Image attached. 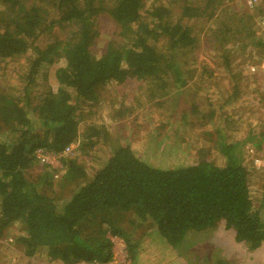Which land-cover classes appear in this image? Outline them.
Masks as SVG:
<instances>
[{
    "label": "trees",
    "instance_id": "trees-1",
    "mask_svg": "<svg viewBox=\"0 0 264 264\" xmlns=\"http://www.w3.org/2000/svg\"><path fill=\"white\" fill-rule=\"evenodd\" d=\"M164 1L0 0V61L26 56L25 96L0 93V239L18 223L21 230L11 235L25 258L63 264L106 262L112 248L109 237H116L128 244L134 264H139V242L130 240L123 227L128 217L138 226L154 228L159 245L172 253L182 249L189 234L219 227L235 231V241L249 251L264 244V172L244 166L242 144L226 143L223 135L217 139L216 148L226 158L223 167L208 161L209 146L200 150L196 164L159 167L144 156L146 150L138 151L132 144L140 125H130L127 135L119 137L104 125L86 123V107L92 114L100 91L126 80L147 85L139 88L148 102L171 110L157 117L144 113L147 124L142 131L150 141L155 134L169 138L161 131L168 126L165 122L191 123L193 114L201 115L204 99L211 102L207 92L212 74L206 68L196 78L194 61L180 64L177 55L189 56L197 46L195 21L212 20L233 0ZM101 14L112 20L124 42H110L97 55L93 48ZM221 24L220 36L213 33L215 40L210 41L223 46L218 52L222 68L230 74L235 59L229 47L234 42L231 26L245 31L262 51L264 39L255 38L251 19L244 14L234 12ZM44 33L48 38L41 39ZM160 41L164 51L157 45ZM53 65V86L31 106V89L48 78ZM132 110L129 117H138ZM209 115L202 116L205 122L221 116L214 111ZM125 117L116 112L119 121ZM101 145L104 153L98 151ZM163 146L155 160L164 158ZM67 148L71 155L64 154ZM37 150L58 156L61 170L42 162ZM42 169L52 171L41 175ZM32 171L40 172L38 183ZM259 177L263 195L258 206L251 183ZM41 182L50 193L40 189ZM52 187L67 188L70 194L53 197ZM214 264L233 263L222 259Z\"/></svg>",
    "mask_w": 264,
    "mask_h": 264
},
{
    "label": "rangeland",
    "instance_id": "rangeland-1",
    "mask_svg": "<svg viewBox=\"0 0 264 264\" xmlns=\"http://www.w3.org/2000/svg\"><path fill=\"white\" fill-rule=\"evenodd\" d=\"M200 2H204V0H200ZM222 9L217 11L212 20H206L203 24L195 21L193 34L199 40L197 46L189 56L177 55V62L180 64L194 61L192 69L195 71L196 78L206 68L212 74V78L209 81L211 86L207 92L211 102L209 103L204 99L199 108L201 115L193 114L190 120L191 123L189 122L190 125L189 123L180 124L176 119L165 122L168 123V126L162 128L161 131L168 134L169 138L155 134L152 136L153 144L149 146V142H152L150 141L151 138L142 131L147 124L144 113H147L148 116L157 117L160 114L170 113L171 110L160 109L161 106L157 108L154 104L155 102L151 105L139 88L142 82L135 79L126 80L123 83L110 84L107 85L106 90L102 89L97 100L93 103L95 105L91 109L92 114L89 113V109L86 107L87 110L84 113L88 120L86 123L88 125L91 123L104 125L110 133L119 137L127 135L130 125H140L135 129L138 133L135 138L136 142L132 144L138 151L146 150L144 156L147 159L153 158L154 165L169 168L179 164L193 165L198 163L200 150L206 146H209V156H206L208 161L223 167L226 164V158L216 148L218 147L217 139L221 141L219 137L223 135L226 143L237 142L242 144V161L244 166L248 167L249 164L244 159L245 147L252 144L255 146L260 144V148L264 147V79L259 69L255 74L250 71V65L258 64L260 66L259 57L262 55V49L255 46L252 39L247 38L245 31L242 30L241 33L240 27L232 25V31L228 32L233 35L234 42L230 44L231 40L229 39L225 43V46L230 44L229 47H232V55L235 58L229 74L227 73L228 71L226 72L222 68L220 52H218L223 46H220L219 42H216L218 45L212 43L210 38L215 40L214 35L220 36V31L223 30L221 23L227 21L234 12L244 14L250 18L253 25L250 28L255 32V38H260L257 29V19L259 16L264 15V4L250 12L245 10L244 0H233ZM191 26L193 27V22ZM97 27L99 39L97 40V45L93 48L97 55L104 52L110 42L123 44L124 39L113 28L112 20L107 15H98ZM134 28H136V25H134ZM206 30L209 33L208 35L205 33ZM47 35L49 34H41V39L48 38ZM235 38L239 39L235 40ZM157 45L163 51L165 50L163 41H160ZM25 57H20L15 61H0V93L13 98H23L25 96V82L23 80ZM56 66L53 65L49 69V76L45 81L38 83L36 87L31 89L30 97H28L32 101L31 106L37 104L38 99L45 96L47 89L53 86V71ZM246 72L251 77L246 75ZM196 78L193 79V82L199 83ZM234 92L237 94L232 96ZM198 95H200V91H198ZM201 96L204 98L206 94L203 93ZM24 103L25 101L23 100L22 105ZM131 109L134 111L132 112L133 116L138 117H129ZM192 109L188 108V112L192 111ZM150 110L154 112L152 113ZM29 111L31 112V110ZM119 111L124 112L126 116L122 121L116 118V112ZM193 111L195 110L193 109ZM211 111H214L215 115H221L220 118H216L212 122H209L206 118L205 122V118L202 116H210ZM29 116L32 121H35L33 113H30ZM208 133H212L213 136L210 135V137ZM124 143L128 144L127 138H125ZM160 146L164 148V158L161 161L154 158L156 152H162V149L159 148ZM98 151L104 153L105 148L101 145ZM35 153L40 155V150ZM53 156L55 155L52 154V157L43 158H46V162L53 169L58 170L61 164ZM51 171L49 169L40 170L41 175L42 172L50 173ZM40 172H31L30 175L35 179L34 182L38 183ZM60 175V172L57 173L55 178ZM40 187L41 190L43 189V191L50 193L47 191L48 186L45 183L41 182ZM251 191L255 203L259 206V201L263 195L260 177L251 183ZM69 192L67 188L57 187L53 197L65 199L69 196ZM123 227L128 233L130 240L139 242V248L137 249L139 264H169L172 259L174 261L170 264H214L222 259L228 260L233 264H264V251L259 255L253 254L262 249L264 244L257 250L249 251L245 244L235 241V231L226 230L224 227H219V229L207 233L189 234L182 249L173 253L159 245V234H156L157 231L155 233L154 228L147 225L138 226L132 217H128V219L126 218L123 221ZM19 230L21 229L18 223L12 224L11 230L6 232V238L0 239V264H32L34 261L47 262L46 264L61 263L58 260L25 258L21 249L14 244V238L11 235V231L16 235Z\"/></svg>",
    "mask_w": 264,
    "mask_h": 264
},
{
    "label": "built area",
    "instance_id": "built-area-1",
    "mask_svg": "<svg viewBox=\"0 0 264 264\" xmlns=\"http://www.w3.org/2000/svg\"><path fill=\"white\" fill-rule=\"evenodd\" d=\"M262 4H264L263 0H244L245 10L250 12L256 10ZM257 29L260 38L264 39V15L259 16V18L257 19ZM259 60H260V66H258V64L257 65L252 64L250 65V71L252 74H255V72L259 69L262 72L261 75L264 79V50L262 52V55L259 57ZM64 154L65 155L71 154V148H67ZM38 156L42 160V162H46V158L43 157H47V158L52 157V154L51 153L48 154L45 153L44 151H40V155ZM53 157L59 161L58 156L55 155ZM244 159L246 163L249 164L250 168H252L253 170L260 173L264 172V147L260 148L258 146H255L254 144L247 145L245 147ZM61 168L62 167H60L59 170H61ZM110 241L112 244L111 254L106 262L92 261V262H79L75 264H134L132 256L128 249V245L124 240L116 237H110ZM46 263L43 261H34L32 264H46Z\"/></svg>",
    "mask_w": 264,
    "mask_h": 264
},
{
    "label": "crops",
    "instance_id": "crops-1",
    "mask_svg": "<svg viewBox=\"0 0 264 264\" xmlns=\"http://www.w3.org/2000/svg\"><path fill=\"white\" fill-rule=\"evenodd\" d=\"M218 229H219V228H218ZM263 251H264V247H263L262 249L258 250L257 253H253V254H255V255H259V254H262Z\"/></svg>",
    "mask_w": 264,
    "mask_h": 264
},
{
    "label": "clouds",
    "instance_id": "clouds-1",
    "mask_svg": "<svg viewBox=\"0 0 264 264\" xmlns=\"http://www.w3.org/2000/svg\"><path fill=\"white\" fill-rule=\"evenodd\" d=\"M263 52V51H262ZM110 238V237H109ZM61 264H63V263H61Z\"/></svg>",
    "mask_w": 264,
    "mask_h": 264
}]
</instances>
